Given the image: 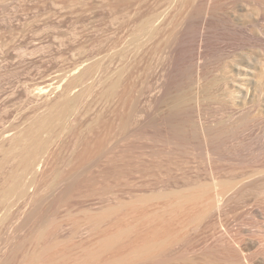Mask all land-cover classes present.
<instances>
[{
  "label": "rangeland",
  "instance_id": "1",
  "mask_svg": "<svg viewBox=\"0 0 264 264\" xmlns=\"http://www.w3.org/2000/svg\"><path fill=\"white\" fill-rule=\"evenodd\" d=\"M0 264H264V0H0Z\"/></svg>",
  "mask_w": 264,
  "mask_h": 264
},
{
  "label": "bare ground",
  "instance_id": "2",
  "mask_svg": "<svg viewBox=\"0 0 264 264\" xmlns=\"http://www.w3.org/2000/svg\"><path fill=\"white\" fill-rule=\"evenodd\" d=\"M90 67V68H89ZM88 69L86 68L85 71L78 77L76 81L73 83H82L83 81L89 80L90 77L95 73L97 70L96 65L89 66ZM69 88H67L66 91H68ZM44 88H39L40 93L43 92ZM65 91V92H66ZM68 94V93H67ZM86 95V91H82L79 95H76L75 97L69 98L63 97L61 101H58L52 105L51 110H49V113L46 114V116L39 117L36 121H34L28 129L24 132V134L19 135V137H16L11 142L12 150L8 151L9 154L17 153L19 154L18 157V164L21 162V167L23 166L25 170H29L30 168H34L33 166H36L37 163H39L41 160V156L43 157V154H46V151H44L47 147L49 148L48 141L44 142L45 139L42 140V134L49 132V130L53 129V126L55 123H60L64 125L65 121L69 119V117L76 111L77 107L83 102V99ZM65 96V95H64ZM49 108V109H50ZM68 122V121H67ZM66 125V124H65ZM23 133V132H22ZM14 143V144H13ZM48 144V145H47ZM15 145V147L13 146ZM46 145V147H44ZM10 148V147H9ZM14 148V149H13ZM45 148V149H44ZM47 148V150H48ZM17 150V152H14V150ZM15 150V151H16ZM12 151V152H11ZM11 152V153H10ZM14 155V154H13ZM15 156V155H14ZM17 158V156H15ZM20 166V165H19ZM29 168V169H27ZM22 169V170H24ZM24 170V172H26ZM23 172V173H24ZM17 175V173H14V176ZM20 176V174H19ZM22 176V175H21ZM21 176L19 177L20 179ZM17 177V176H16ZM13 180L14 184L18 185L21 183L20 179L17 178ZM13 179V175H12ZM20 180V181H18ZM12 181L11 187L14 186ZM14 186L12 190L18 188L19 186ZM16 187V188H15ZM11 191V188L9 192Z\"/></svg>",
  "mask_w": 264,
  "mask_h": 264
}]
</instances>
